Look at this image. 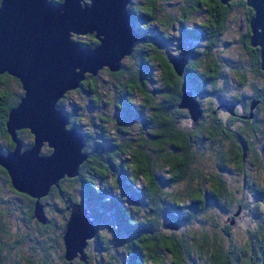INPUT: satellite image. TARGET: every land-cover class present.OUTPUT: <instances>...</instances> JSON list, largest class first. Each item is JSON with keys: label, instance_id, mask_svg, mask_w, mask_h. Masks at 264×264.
Segmentation results:
<instances>
[{"label": "trees", "instance_id": "trees-1", "mask_svg": "<svg viewBox=\"0 0 264 264\" xmlns=\"http://www.w3.org/2000/svg\"><path fill=\"white\" fill-rule=\"evenodd\" d=\"M208 2L210 19L188 33L140 24L145 39L120 69L87 72L59 99L87 157L39 198L45 221L35 216L38 198L16 189L0 163V264H264L261 52L252 28L241 58L224 49L229 15L250 21L255 11L247 0ZM176 36L188 50L172 49ZM73 38L93 45L92 36ZM176 58L185 60L180 72ZM186 89L200 103L197 121L181 106ZM23 95L20 79L0 72V151L15 147L6 122ZM17 134L23 148L33 144L29 128ZM77 203L97 231L85 258L70 260L62 230Z\"/></svg>", "mask_w": 264, "mask_h": 264}, {"label": "water", "instance_id": "water-1", "mask_svg": "<svg viewBox=\"0 0 264 264\" xmlns=\"http://www.w3.org/2000/svg\"><path fill=\"white\" fill-rule=\"evenodd\" d=\"M228 3L230 0H221ZM128 0H2L0 3V72L17 76L24 89L20 102L6 122L15 147L0 151V163L8 170L19 191L38 198L35 216L45 221L44 204L54 184L66 175L76 176L86 159L85 135L68 127L70 117L57 104L64 94L80 86L87 72L97 74L103 67L118 70L135 41L142 38L127 12ZM255 13L250 20L251 44L259 46L264 69V0H247ZM97 31L100 43L83 46L74 33ZM180 72L184 58L172 59ZM181 106L188 107L194 121L201 117L199 101L188 89ZM29 128L34 134L30 147L17 130ZM47 143L52 151L43 153ZM96 232L94 218L79 203L71 214L63 236L67 256L83 252Z\"/></svg>", "mask_w": 264, "mask_h": 264}, {"label": "flooded vegetation", "instance_id": "flooded-vegetation-1", "mask_svg": "<svg viewBox=\"0 0 264 264\" xmlns=\"http://www.w3.org/2000/svg\"><path fill=\"white\" fill-rule=\"evenodd\" d=\"M85 1H87V3L89 4H91L92 2V0H85ZM208 1L213 2L214 0H128L126 9H127L128 14L130 15L131 24L134 27V29L139 33V35L142 37V38H138L135 41L134 45L136 46L138 43H140L141 41L145 39L143 37L140 24L147 23L148 21H151L155 25L162 24L165 27H166V24L169 23L170 29L166 30V32L169 34L176 33V35L178 34L181 35L185 32L186 33L191 32L190 27L192 25L197 26V24L201 23L202 21H206L210 19L208 18L211 14L208 11L209 5H210ZM247 12H249V10ZM234 14L235 13L233 11L232 14L229 15L228 26L226 27L225 31L226 30L229 31L230 27H232L234 25V22L237 21ZM243 20L245 21L241 20L242 21L241 22L239 20L240 28H239V32L237 36V40L243 44V46H241L242 52H244V49H243L244 45L246 46L247 35L249 34V32H251L250 21H248V18L247 19L244 18ZM156 30L158 29L156 28ZM228 31L226 32V34L228 33ZM220 33L222 34V31ZM85 34L86 36L84 37L90 38L92 36V39L90 40L92 41L93 45L91 46H96L100 42V40L97 37V31L88 32ZM176 37H177V42H176V45L172 42V49L173 50L180 49L181 51H183L184 46H186V49L188 50L189 48L188 44L186 45L180 36H176ZM251 47H256V46L252 45ZM184 52L187 53L186 51ZM238 57H240V55ZM128 59L129 57L127 56V59L125 60H128ZM68 208H71V207H68ZM70 214H71V210L69 211L68 218L64 221L65 225L69 220ZM65 225H64V229H65ZM64 229L62 230V246L66 251L67 246H66L65 238L63 236ZM95 235H96V232L94 236ZM85 249H86V246L83 249V252H77L74 256H70V257L67 256V253H66V256H67L66 258L70 260H73L76 257H79L80 259H84L86 255Z\"/></svg>", "mask_w": 264, "mask_h": 264}, {"label": "rangeland", "instance_id": "rangeland-1", "mask_svg": "<svg viewBox=\"0 0 264 264\" xmlns=\"http://www.w3.org/2000/svg\"><path fill=\"white\" fill-rule=\"evenodd\" d=\"M236 15L239 16L238 19L240 21L241 20L242 21H245V20H243L244 19V15L240 14V12H237ZM239 20H237V21L234 22V25L232 27H230V31L225 35L226 39L229 40V41H231V43L230 42L227 43L225 41L224 49L226 50V54L234 57V59H237L238 55H240V57L243 55V52L241 51L242 43H240L237 40V36H238L239 28H240V26H239ZM74 35H77L78 38L81 39V40L84 38V36H86L85 33H81V34L74 33L73 34V37H74ZM125 59H127V56H125L123 60H125ZM102 75L104 77L109 76V74L107 73V71H102ZM71 97H72L71 100L76 99V93H72L71 94ZM68 100H70V99H67V101ZM106 107H109V105H106ZM44 147H49V146H48L47 143H45L44 144ZM43 150H44V148H43ZM0 186H2V184H0ZM4 195H9V196H12V197L14 196L15 197V195L12 193V191H10L9 187H7V190L5 191Z\"/></svg>", "mask_w": 264, "mask_h": 264}]
</instances>
